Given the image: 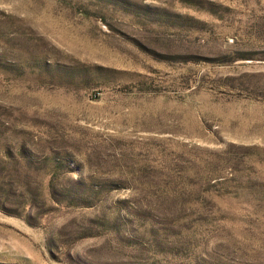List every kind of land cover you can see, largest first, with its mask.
I'll return each instance as SVG.
<instances>
[{"label":"rangeland","instance_id":"rangeland-1","mask_svg":"<svg viewBox=\"0 0 264 264\" xmlns=\"http://www.w3.org/2000/svg\"><path fill=\"white\" fill-rule=\"evenodd\" d=\"M0 264H264V0H0Z\"/></svg>","mask_w":264,"mask_h":264}]
</instances>
